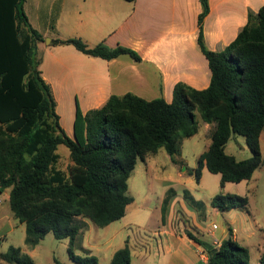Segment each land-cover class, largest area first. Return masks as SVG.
Masks as SVG:
<instances>
[{"label": "trees", "instance_id": "obj_1", "mask_svg": "<svg viewBox=\"0 0 264 264\" xmlns=\"http://www.w3.org/2000/svg\"><path fill=\"white\" fill-rule=\"evenodd\" d=\"M24 2L0 0V191L10 190V208L26 225L28 247H36L52 233L58 240L69 239L68 252L75 263L99 264L90 253L81 256L74 252L86 221L104 228L122 219L134 202L128 181L138 159L145 160L164 148L176 162L183 140L199 131L198 114L214 128L211 144L195 169L197 182L203 167L221 176L223 188L227 183L250 180L264 165L260 144L264 130V7L250 12L248 23L231 45L212 51L203 32L209 0H201L198 43L212 73L210 86L196 90L178 83L171 103L164 97L148 101L128 93L111 96L104 106L87 113L77 106L71 138L61 126L52 89L42 76L37 44L44 38L30 25ZM57 42L73 45L92 57L110 60L128 54L141 60L124 47H90L78 38ZM234 134L245 138L250 158L237 160L226 154V144ZM60 145L70 151L68 172L57 167ZM174 195L171 189L163 201V219ZM184 198L204 219L205 204L189 191ZM248 204V196L231 193H219L211 200V206L220 212L246 209ZM188 236L200 243L191 233ZM208 253L207 264H250L249 249L232 238ZM0 262L35 264L13 246L0 252ZM110 264H131L128 246L115 252ZM259 264H264V250Z\"/></svg>", "mask_w": 264, "mask_h": 264}, {"label": "crops", "instance_id": "obj_2", "mask_svg": "<svg viewBox=\"0 0 264 264\" xmlns=\"http://www.w3.org/2000/svg\"><path fill=\"white\" fill-rule=\"evenodd\" d=\"M262 7L264 0H209V13L203 23L208 49L222 51L231 45L248 23L250 12L257 13ZM24 11L30 25L44 38L37 44L42 59L40 70L52 89L61 126L62 114L71 115L74 124L77 106L87 113L104 106L111 96L131 93L148 101L164 97L171 103L178 83L196 90L210 86L212 73L198 43L201 0H25ZM72 38L90 47H124L136 52L141 60L135 61L128 54L106 60L57 42ZM205 126L210 136L214 126ZM63 127L73 138V125ZM261 139L262 133L260 144ZM166 184L169 187L174 183L169 179ZM229 184L220 187L221 193L243 194ZM174 191L164 219L162 215L154 218L152 229L137 221L135 200L122 219L104 227L110 231L102 242L94 235V224L86 221L87 227L81 233L83 248L97 257L99 264H110L115 252L126 246L131 264H207L206 245L218 249L224 240L232 238L249 249L251 263L255 231L245 233L235 226L236 220L229 215L236 209L220 212L206 204L202 221L182 193ZM216 194L211 195L210 205ZM219 217L221 225L215 223ZM133 226L142 228L146 235L132 237ZM263 250L264 243L258 247L257 264Z\"/></svg>", "mask_w": 264, "mask_h": 264}, {"label": "rangeland", "instance_id": "obj_3", "mask_svg": "<svg viewBox=\"0 0 264 264\" xmlns=\"http://www.w3.org/2000/svg\"><path fill=\"white\" fill-rule=\"evenodd\" d=\"M197 120L200 125L199 131L193 137L183 140L181 153L175 157L176 162L172 160L164 148H160L157 153L150 155L145 160L138 159L128 181V193L136 202L133 207L139 210L137 221H142L148 229L153 228L152 221L154 218L158 219L162 215V199L164 201L171 189L182 193L183 196L185 191H189L195 200L202 201L205 204L204 214L208 209L206 204L211 208L209 203L211 195L221 193L219 174H213L205 168L202 181L201 178L199 182L196 179L195 169L198 165V158L207 151L211 142L205 123L201 120L199 114ZM62 123L65 127H72L71 115L67 117L66 114H62ZM64 131L66 132L65 129ZM66 134L71 137L67 132ZM70 134L72 135L73 132ZM261 150L264 159V130L262 131ZM57 152L60 155L57 167L68 172L72 164L69 149L65 145H60ZM225 152L238 160L251 157V151L245 138L237 134L232 135L226 144ZM184 168L186 173L183 172ZM179 171H181L180 175H178ZM169 179L174 184L166 187ZM240 183H230L228 186L232 189L239 188L243 193L242 195L248 196L249 204L246 209H236L229 216L236 220L237 224L235 226L239 227L240 231L245 233L255 231L252 240L254 248L250 264H257L255 256L258 253V247L264 243V165L254 172L250 180ZM9 192L10 190H5L0 193V252L5 253L13 246L21 248L24 253L33 259L35 264H57V262L60 264H78L69 256V239L58 240L52 233H48L34 248H30L25 244L26 225L14 217L9 204ZM186 202L189 204L187 200ZM202 221L204 220L202 219ZM215 223L221 225L220 217L215 219ZM92 226L94 235L99 242L108 239L109 229ZM146 233L137 226L130 229L132 237L144 236ZM81 241L82 237L80 236L75 241L73 248L77 255L84 256L88 252L83 248ZM0 264L6 263L0 262Z\"/></svg>", "mask_w": 264, "mask_h": 264}, {"label": "water", "instance_id": "obj_4", "mask_svg": "<svg viewBox=\"0 0 264 264\" xmlns=\"http://www.w3.org/2000/svg\"><path fill=\"white\" fill-rule=\"evenodd\" d=\"M1 193V192H0ZM206 248L209 250V251H211V250H213L214 248H213V246H211V245H206ZM215 251V250H214Z\"/></svg>", "mask_w": 264, "mask_h": 264}, {"label": "built area", "instance_id": "obj_5", "mask_svg": "<svg viewBox=\"0 0 264 264\" xmlns=\"http://www.w3.org/2000/svg\"><path fill=\"white\" fill-rule=\"evenodd\" d=\"M202 255H203V258H205V257H204L205 255H204L203 253H202Z\"/></svg>", "mask_w": 264, "mask_h": 264}]
</instances>
